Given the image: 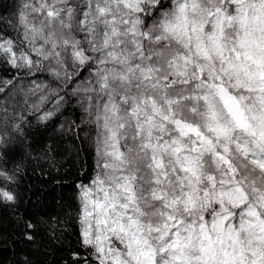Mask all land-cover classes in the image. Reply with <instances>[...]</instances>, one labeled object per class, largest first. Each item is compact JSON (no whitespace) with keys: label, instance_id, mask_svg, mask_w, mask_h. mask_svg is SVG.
<instances>
[{"label":"snow or ice","instance_id":"1","mask_svg":"<svg viewBox=\"0 0 264 264\" xmlns=\"http://www.w3.org/2000/svg\"><path fill=\"white\" fill-rule=\"evenodd\" d=\"M0 66V205L34 154H92L65 219L23 221L77 224L53 264H264V0H10Z\"/></svg>","mask_w":264,"mask_h":264},{"label":"trees","instance_id":"2","mask_svg":"<svg viewBox=\"0 0 264 264\" xmlns=\"http://www.w3.org/2000/svg\"><path fill=\"white\" fill-rule=\"evenodd\" d=\"M9 2L0 0V7ZM10 74L11 70L0 66V78ZM50 134L44 127L34 125L31 139L41 144ZM34 156L24 163L13 186L20 195L19 203L0 205V264H25V258L32 264H53L60 262L61 257L67 258L70 250H79L75 222L67 225L61 240L53 242L41 232L37 235L38 244H33L24 238L23 221L50 215L65 219L68 205L76 204V185L81 180L87 183L92 174V154L77 156L75 149L69 147L56 156L54 164Z\"/></svg>","mask_w":264,"mask_h":264}]
</instances>
